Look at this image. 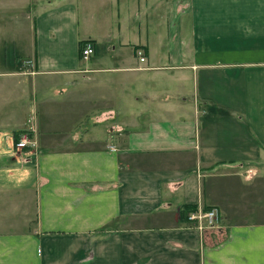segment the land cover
Masks as SVG:
<instances>
[{
	"label": "crops",
	"instance_id": "1",
	"mask_svg": "<svg viewBox=\"0 0 264 264\" xmlns=\"http://www.w3.org/2000/svg\"><path fill=\"white\" fill-rule=\"evenodd\" d=\"M1 105L0 264H264V0H0Z\"/></svg>",
	"mask_w": 264,
	"mask_h": 264
},
{
	"label": "built area",
	"instance_id": "2",
	"mask_svg": "<svg viewBox=\"0 0 264 264\" xmlns=\"http://www.w3.org/2000/svg\"><path fill=\"white\" fill-rule=\"evenodd\" d=\"M81 57L84 60H87L90 56L93 55V47L90 43H85L81 48ZM138 58L140 63H144L145 58L140 53H138ZM33 143L30 141L29 136L27 134H23L19 141L15 144L17 149H26L29 146H32ZM188 223L192 224L197 230L202 231L206 228H214L218 222V215L216 210H208V211H196L188 213L186 220Z\"/></svg>",
	"mask_w": 264,
	"mask_h": 264
},
{
	"label": "rangeland",
	"instance_id": "3",
	"mask_svg": "<svg viewBox=\"0 0 264 264\" xmlns=\"http://www.w3.org/2000/svg\"><path fill=\"white\" fill-rule=\"evenodd\" d=\"M1 106H2V108L0 109V114H3L2 111L5 110V109L6 110L4 112L10 110V106H7V105H1ZM53 107L54 106H51L50 109H52ZM54 109L56 110L55 111L56 113H59L58 112L59 111V104L56 105ZM33 116H34L33 113H29L28 114V118L29 119L33 118ZM16 128H18V129H15V131H13L11 133V136H10L11 137V140H12V143H13L12 144L13 145V150H16L17 149L15 147V145H14V142H16V140H19L23 134H26V132H22L23 131L22 129L25 128V125L24 124L23 125L21 124L19 127H16ZM18 135H20V137ZM3 139H5V138H3ZM20 150H22V149H20ZM1 170H5L3 166H0V171ZM26 195H28V193L25 190V188H24V190L15 191L14 193H12L9 190L7 191L5 189H3L2 191H0V207H2L3 214H7V216L4 215V218L5 219H11V217L9 216V211H10V204L12 202V203H15V204L19 205L20 208H22V212L21 213L19 212V214L17 216L19 217L18 220H19L20 223L24 222L23 216L26 215L25 214L26 213V204L28 203V201L26 199ZM11 200H13V201H11ZM14 206L15 205H13L11 207H14ZM12 218H15V216L12 217Z\"/></svg>",
	"mask_w": 264,
	"mask_h": 264
},
{
	"label": "trees",
	"instance_id": "4",
	"mask_svg": "<svg viewBox=\"0 0 264 264\" xmlns=\"http://www.w3.org/2000/svg\"><path fill=\"white\" fill-rule=\"evenodd\" d=\"M18 136L20 137V135H18ZM18 141H19V140H16V142H14V145H15ZM191 212H196V210H195V209H190V210H188L185 219L187 218L188 213H191Z\"/></svg>",
	"mask_w": 264,
	"mask_h": 264
}]
</instances>
